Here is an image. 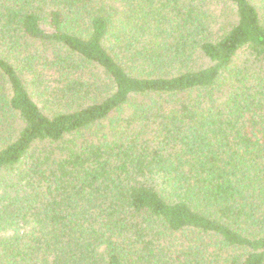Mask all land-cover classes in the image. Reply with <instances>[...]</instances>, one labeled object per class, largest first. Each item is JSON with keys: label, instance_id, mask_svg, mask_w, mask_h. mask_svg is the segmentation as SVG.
Segmentation results:
<instances>
[{"label": "trees", "instance_id": "16d2710c", "mask_svg": "<svg viewBox=\"0 0 264 264\" xmlns=\"http://www.w3.org/2000/svg\"><path fill=\"white\" fill-rule=\"evenodd\" d=\"M0 264H264V0H0Z\"/></svg>", "mask_w": 264, "mask_h": 264}]
</instances>
